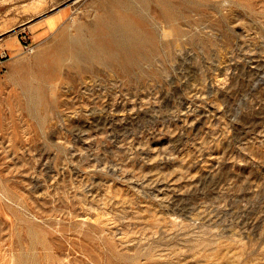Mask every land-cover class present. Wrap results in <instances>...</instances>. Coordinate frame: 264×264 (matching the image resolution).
<instances>
[{"label": "rangeland", "instance_id": "rangeland-1", "mask_svg": "<svg viewBox=\"0 0 264 264\" xmlns=\"http://www.w3.org/2000/svg\"><path fill=\"white\" fill-rule=\"evenodd\" d=\"M106 2L0 0V264H264V0H123L129 70H57Z\"/></svg>", "mask_w": 264, "mask_h": 264}, {"label": "bare ground", "instance_id": "bare-ground-1", "mask_svg": "<svg viewBox=\"0 0 264 264\" xmlns=\"http://www.w3.org/2000/svg\"><path fill=\"white\" fill-rule=\"evenodd\" d=\"M123 5V0H108L107 14L97 21L91 34V46L82 42L80 38L71 41L67 37V31L64 30L57 40L56 50L52 58L57 70L68 57L78 60L80 57L92 59L103 55L129 70L131 61L135 56L130 44H144L147 41L151 43L153 36L150 34V38H147L146 29L149 25L137 14L128 12ZM171 14L167 12L168 19L172 23L174 15ZM131 18L135 20V23H132ZM142 57H147V55L142 54ZM57 70L55 71L57 72Z\"/></svg>", "mask_w": 264, "mask_h": 264}, {"label": "crops", "instance_id": "crops-1", "mask_svg": "<svg viewBox=\"0 0 264 264\" xmlns=\"http://www.w3.org/2000/svg\"><path fill=\"white\" fill-rule=\"evenodd\" d=\"M65 12H67V11H65ZM65 12H64V13H65ZM65 16H66V18H68V12H67V14H66ZM53 19H54V18H51V20H53ZM51 20H49V21H51ZM49 21H48V24H49V26H51L50 23H49Z\"/></svg>", "mask_w": 264, "mask_h": 264}, {"label": "built area", "instance_id": "built-area-1", "mask_svg": "<svg viewBox=\"0 0 264 264\" xmlns=\"http://www.w3.org/2000/svg\"><path fill=\"white\" fill-rule=\"evenodd\" d=\"M0 58H4V55H0Z\"/></svg>", "mask_w": 264, "mask_h": 264}]
</instances>
